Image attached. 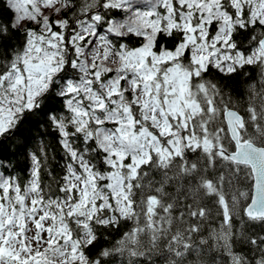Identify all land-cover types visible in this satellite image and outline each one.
<instances>
[{"label":"snow or ice","instance_id":"1","mask_svg":"<svg viewBox=\"0 0 264 264\" xmlns=\"http://www.w3.org/2000/svg\"><path fill=\"white\" fill-rule=\"evenodd\" d=\"M0 264H264V0H0Z\"/></svg>","mask_w":264,"mask_h":264},{"label":"trees","instance_id":"2","mask_svg":"<svg viewBox=\"0 0 264 264\" xmlns=\"http://www.w3.org/2000/svg\"><path fill=\"white\" fill-rule=\"evenodd\" d=\"M237 83H238V78H232L231 80H229V84L237 85ZM41 131H43V128H41ZM43 139L49 144H54V138L52 135L45 136V137H43ZM38 142H39V140L37 141V143ZM20 160H21V167L22 168L26 167V162L23 160V157H21ZM21 175H23V173H21ZM127 227H128V225H124L121 229L111 233L110 239L112 241L118 239L120 237V235L122 234V232L127 230ZM103 243H105V242L101 241V244H103ZM97 247H99V245Z\"/></svg>","mask_w":264,"mask_h":264}]
</instances>
